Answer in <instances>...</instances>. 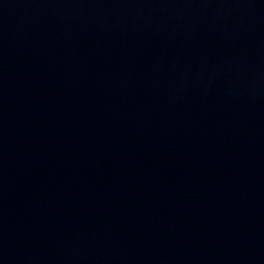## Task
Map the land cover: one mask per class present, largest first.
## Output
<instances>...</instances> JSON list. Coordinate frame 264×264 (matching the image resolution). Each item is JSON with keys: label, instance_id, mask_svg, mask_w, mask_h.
Masks as SVG:
<instances>
[{"label": "water", "instance_id": "water-1", "mask_svg": "<svg viewBox=\"0 0 264 264\" xmlns=\"http://www.w3.org/2000/svg\"><path fill=\"white\" fill-rule=\"evenodd\" d=\"M0 264H264V0H0Z\"/></svg>", "mask_w": 264, "mask_h": 264}]
</instances>
